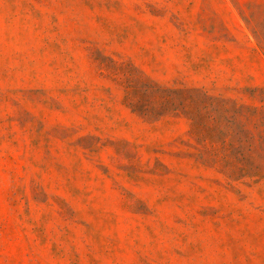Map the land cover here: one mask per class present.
Listing matches in <instances>:
<instances>
[{"label": "rangeland", "instance_id": "obj_1", "mask_svg": "<svg viewBox=\"0 0 264 264\" xmlns=\"http://www.w3.org/2000/svg\"><path fill=\"white\" fill-rule=\"evenodd\" d=\"M0 264H264V0H0Z\"/></svg>", "mask_w": 264, "mask_h": 264}]
</instances>
